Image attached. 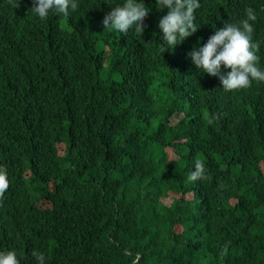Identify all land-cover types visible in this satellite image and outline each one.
<instances>
[{"label":"trees","instance_id":"1","mask_svg":"<svg viewBox=\"0 0 264 264\" xmlns=\"http://www.w3.org/2000/svg\"><path fill=\"white\" fill-rule=\"evenodd\" d=\"M202 1L228 21L252 7L264 28V0ZM99 7L78 0L69 18L40 20L0 0V165L15 186L0 209V251L20 264H37L33 249L45 264H264V226L251 219L264 211V82L221 90L172 49L162 54V42L151 46V27L130 40L150 39L132 62L110 39L102 70L104 46L70 35ZM257 55L264 70L261 41ZM90 156L108 173L85 229L64 217V197L28 176L27 158L63 190ZM196 159L209 179L189 182Z\"/></svg>","mask_w":264,"mask_h":264},{"label":"clouds","instance_id":"2","mask_svg":"<svg viewBox=\"0 0 264 264\" xmlns=\"http://www.w3.org/2000/svg\"><path fill=\"white\" fill-rule=\"evenodd\" d=\"M98 16L87 17L79 35H70L80 45L100 42L104 54L100 69L109 67L112 52L110 39H114L123 56L132 62L144 52L150 39L139 44L130 40L152 28L157 47L161 53L172 49L182 56L188 65L199 71L215 86L228 93L248 89L253 82H264V70L259 65L260 41L264 43V28L256 29L257 14L247 7L244 17L228 21L216 11H210L202 0H99ZM14 8L25 5L40 20L50 18L52 12L69 18L78 8V0H9ZM221 17L219 25L215 19ZM259 35V38L256 37ZM201 38V42L197 39ZM194 42V45H191ZM172 123V120H171ZM173 124V123H172ZM171 124V125H172ZM65 152L60 155H64ZM28 176L43 182L51 193L66 200L64 217L72 224L89 229L97 218L92 197L106 181L108 167L102 157L90 156L73 171L63 190H55L48 171L27 158ZM7 168L0 165V209L12 186ZM189 182L206 180L204 162L194 161V170L187 177ZM165 203V201L163 200ZM167 205V203H165ZM251 219L264 226V211H258ZM176 226H181L177 223ZM176 228V227H175ZM183 229V227H182ZM22 250V248L20 249ZM228 245L222 246L219 255L223 257ZM31 255L37 264H45V254L33 249ZM0 264H20L15 251H0Z\"/></svg>","mask_w":264,"mask_h":264},{"label":"rangeland","instance_id":"3","mask_svg":"<svg viewBox=\"0 0 264 264\" xmlns=\"http://www.w3.org/2000/svg\"><path fill=\"white\" fill-rule=\"evenodd\" d=\"M103 78H107V77L104 76ZM174 122H175V121L172 120V123H174ZM61 153H63V152H61ZM165 203H166V202H165ZM175 230H176L177 232H181L183 229H182L181 226H176Z\"/></svg>","mask_w":264,"mask_h":264}]
</instances>
